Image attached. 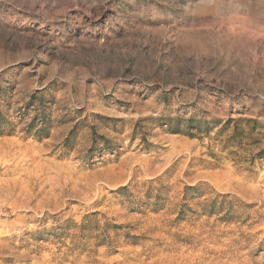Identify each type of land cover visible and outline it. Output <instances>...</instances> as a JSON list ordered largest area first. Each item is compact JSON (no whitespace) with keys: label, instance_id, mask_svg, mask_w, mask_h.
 <instances>
[{"label":"rangeland","instance_id":"obj_1","mask_svg":"<svg viewBox=\"0 0 264 264\" xmlns=\"http://www.w3.org/2000/svg\"><path fill=\"white\" fill-rule=\"evenodd\" d=\"M0 264H264V0H0Z\"/></svg>","mask_w":264,"mask_h":264},{"label":"trees","instance_id":"obj_2","mask_svg":"<svg viewBox=\"0 0 264 264\" xmlns=\"http://www.w3.org/2000/svg\"><path fill=\"white\" fill-rule=\"evenodd\" d=\"M1 127V126H0Z\"/></svg>","mask_w":264,"mask_h":264}]
</instances>
